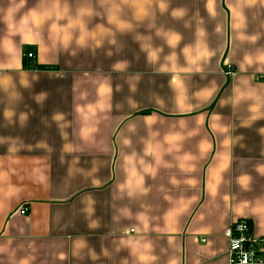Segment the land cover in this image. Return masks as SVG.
<instances>
[{"label":"crops","instance_id":"obj_1","mask_svg":"<svg viewBox=\"0 0 264 264\" xmlns=\"http://www.w3.org/2000/svg\"><path fill=\"white\" fill-rule=\"evenodd\" d=\"M19 3L0 264H226L230 223L264 235V0H25L10 27Z\"/></svg>","mask_w":264,"mask_h":264},{"label":"built area","instance_id":"obj_2","mask_svg":"<svg viewBox=\"0 0 264 264\" xmlns=\"http://www.w3.org/2000/svg\"><path fill=\"white\" fill-rule=\"evenodd\" d=\"M25 58H33L32 53H24ZM225 74L232 78L235 72L229 64H226ZM26 209L19 213L25 215ZM226 239L225 251L226 264H264V235L256 236L252 233L246 220H238L230 223L223 231Z\"/></svg>","mask_w":264,"mask_h":264},{"label":"clouds","instance_id":"obj_3","mask_svg":"<svg viewBox=\"0 0 264 264\" xmlns=\"http://www.w3.org/2000/svg\"><path fill=\"white\" fill-rule=\"evenodd\" d=\"M25 3V0H20V3L19 4H16L14 8L12 9H9V12L6 16V22L9 24L10 27H12V16H13V13H15L16 11H18L21 7H23ZM114 11V9L112 10ZM83 14H88V15H91V12L88 11L87 13H81V15ZM61 17H56V20H59ZM109 20L110 22L113 20V16L110 14L109 16ZM86 39H87V35L86 33L85 34H81L79 36V38L77 39V43L80 44V45H83L85 42H86ZM72 40V36H67V37H64V39L61 41L62 44H64L65 46H67V44ZM6 115H10V113H6Z\"/></svg>","mask_w":264,"mask_h":264}]
</instances>
